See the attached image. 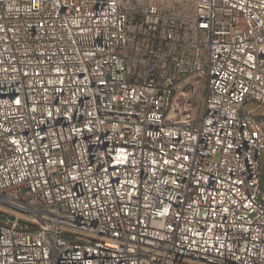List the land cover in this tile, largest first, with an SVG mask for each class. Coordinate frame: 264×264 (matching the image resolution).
Segmentation results:
<instances>
[{
	"label": "built area",
	"instance_id": "built-area-1",
	"mask_svg": "<svg viewBox=\"0 0 264 264\" xmlns=\"http://www.w3.org/2000/svg\"><path fill=\"white\" fill-rule=\"evenodd\" d=\"M263 67L264 0H0V264H264ZM192 69L208 107L175 130Z\"/></svg>",
	"mask_w": 264,
	"mask_h": 264
},
{
	"label": "bare ground",
	"instance_id": "bare-ground-1",
	"mask_svg": "<svg viewBox=\"0 0 264 264\" xmlns=\"http://www.w3.org/2000/svg\"><path fill=\"white\" fill-rule=\"evenodd\" d=\"M261 79L262 90H256L255 94H246V99L239 103L238 119L242 126L243 136L252 138L256 144L263 145V147L258 148V161H255V183L252 186V198L260 200L264 206V183L261 182L260 178V168L264 158V129L260 120V115H257L259 111L261 115H264V112L260 109L264 105V67L261 70ZM200 85H204L205 93L202 99V109L199 120L196 124L172 122L173 129L194 130L200 126V121L204 119L206 107H208V72H204L202 69H192L189 75L184 76L182 79L175 80V85H171V94L167 95L164 102V114L166 119H169L168 113L176 91L180 94L188 92L189 98L191 99L196 92L197 86ZM183 87H185V89ZM85 255H92V248H85Z\"/></svg>",
	"mask_w": 264,
	"mask_h": 264
},
{
	"label": "rangeland",
	"instance_id": "rangeland-1",
	"mask_svg": "<svg viewBox=\"0 0 264 264\" xmlns=\"http://www.w3.org/2000/svg\"><path fill=\"white\" fill-rule=\"evenodd\" d=\"M204 93V85L197 86L196 92L191 97V99L189 98L188 92L180 94L178 91H176L168 113L169 119L172 122H179L183 124H196L201 115L202 99ZM186 102H190V104L186 106ZM260 109L262 112H264V105ZM257 115H260V120L264 129V115H261L260 111L257 113ZM262 161V167L264 168V158Z\"/></svg>",
	"mask_w": 264,
	"mask_h": 264
},
{
	"label": "trees",
	"instance_id": "trees-1",
	"mask_svg": "<svg viewBox=\"0 0 264 264\" xmlns=\"http://www.w3.org/2000/svg\"><path fill=\"white\" fill-rule=\"evenodd\" d=\"M262 165H263V161H262L261 168H260V178H261V182L264 183L263 182V180H264V168L262 167Z\"/></svg>",
	"mask_w": 264,
	"mask_h": 264
}]
</instances>
